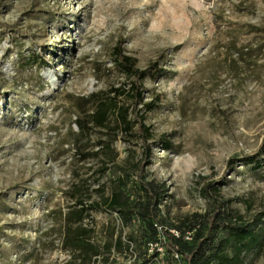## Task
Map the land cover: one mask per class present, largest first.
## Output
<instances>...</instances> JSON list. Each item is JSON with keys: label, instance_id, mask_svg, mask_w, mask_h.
<instances>
[{"label": "rangeland", "instance_id": "obj_1", "mask_svg": "<svg viewBox=\"0 0 264 264\" xmlns=\"http://www.w3.org/2000/svg\"><path fill=\"white\" fill-rule=\"evenodd\" d=\"M0 22L24 31L0 27V264H76L63 239L77 201L136 194V134L114 118L84 134L76 124L103 93L129 85L113 55L120 39L138 68H163L142 83L146 102L164 95L146 119L154 138L145 178L167 184L165 227L188 230L193 214L210 212L201 191L218 183L260 236L245 264H264V0H0ZM102 141L109 152L79 158ZM246 156L254 163L228 166ZM83 223L106 244L94 264H183L150 257L161 234L141 217L91 211ZM213 237L218 245L227 233Z\"/></svg>", "mask_w": 264, "mask_h": 264}, {"label": "trees", "instance_id": "obj_2", "mask_svg": "<svg viewBox=\"0 0 264 264\" xmlns=\"http://www.w3.org/2000/svg\"><path fill=\"white\" fill-rule=\"evenodd\" d=\"M0 27L24 33L18 29L16 23L0 22ZM113 55L120 69L130 79L129 85L113 87L107 92V96L103 93V97L96 99L95 111L90 117L78 119L76 124L80 133L84 134L91 128H108L110 120L114 118L127 134H136L142 147L141 158L132 168V173L136 176L133 186L136 194L131 197L122 192H116L102 203L87 204L84 200H78L76 204L80 208L74 213L76 221L75 223L69 222L64 231V247L73 254L76 264H94V260L103 254L106 244L101 246L95 242L92 239L94 229L84 225L83 222L91 211H119L126 218L135 215L141 217L155 238L158 237L160 231L159 242L164 247L163 254L167 253L171 259L178 254V260L183 264H245L244 253L259 243L260 236L251 223L232 209L233 201L223 198L221 188L215 186L218 183H207L201 191L203 197L211 205L210 212L202 216L193 214L191 216L193 222L188 223V230L176 225L165 227L164 218L161 217V207L169 197L167 184L158 180L146 181L145 178L146 168L152 158V147L149 142L154 138L152 128L147 125L146 119L148 114L154 111L158 103L164 99V95H158L152 101L146 102L142 83L147 75L156 77L161 74L163 68L159 66L158 61L151 63L144 70L138 68V60L124 52L123 39L117 42ZM120 99L128 105L121 104ZM158 142L164 150L168 151L172 148V143L167 140L166 135L160 136ZM100 144L97 151H79V158L83 161L99 158L102 153L111 150V145L107 141H102ZM256 155H264V140ZM237 162L253 164L254 159L251 156L243 157L241 161L230 159L228 166L233 167ZM124 172H127V169H124ZM118 183L120 186H125L122 179ZM219 184L223 185L224 181H220ZM183 224H186L185 220ZM220 229L226 231L227 237L215 245L213 234ZM173 230L178 232L179 236L172 233ZM187 233L192 234L191 240L187 239ZM155 243L158 242H149V249L150 245ZM118 245L121 246V242L117 240L115 246ZM127 248L131 250L130 245ZM152 252L150 257L161 254L156 251ZM171 259H168L170 263H172Z\"/></svg>", "mask_w": 264, "mask_h": 264}, {"label": "built area", "instance_id": "obj_3", "mask_svg": "<svg viewBox=\"0 0 264 264\" xmlns=\"http://www.w3.org/2000/svg\"><path fill=\"white\" fill-rule=\"evenodd\" d=\"M172 233H174L176 236H179V233L174 231V230L172 231ZM187 234H189V236H187V239L191 240L192 239V234L191 233H187ZM150 250H151V252L152 251H156V252L161 253V254L164 253V247L161 245L160 242L155 243V244H151L150 245ZM175 257L177 259H179V255L178 254H176Z\"/></svg>", "mask_w": 264, "mask_h": 264}]
</instances>
